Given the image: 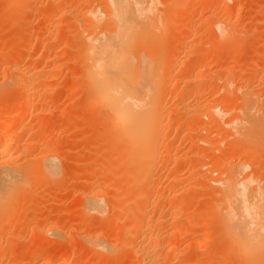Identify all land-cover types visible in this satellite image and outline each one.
<instances>
[{"label": "rangeland", "instance_id": "rangeland-1", "mask_svg": "<svg viewBox=\"0 0 264 264\" xmlns=\"http://www.w3.org/2000/svg\"><path fill=\"white\" fill-rule=\"evenodd\" d=\"M28 1L31 6H28L29 8L24 13L23 19H21L22 17H19L20 13L18 14V11L21 12V10H23L22 4L18 5L20 10L17 8L13 11L9 8V6H12V3H9L12 2V0H0V79L2 78L0 83L3 84L4 76V78L8 76L7 79H9L10 76H13V74L10 73L12 72V68H15L16 65V69L18 67V69L22 68V70L25 71L33 70L36 73L38 72V74L39 71H43V73L41 72L42 74H44L45 71V74L48 76L51 74L49 77H52V80L50 81H53V87L49 88L50 90L44 91L47 98L45 97V94H43L44 89L40 87L43 89L41 90L39 88L41 94L44 96L43 98L41 97L42 101H38V99L36 100L38 102L35 101V104L39 102H42L41 104L43 105L45 104V108L39 114L40 116L38 115L40 120L37 118V122H43L44 124L48 122L43 125L45 127L47 126L45 128V133L47 132L46 134L49 135V141L52 139L58 149H60L59 151L62 153L61 161L63 162L65 160L63 162L64 166H62V172L66 168V173H64V176H61V174H63L61 173L60 176H58L59 179L55 182L58 183H54V185L50 184V182L46 183V181L38 182V187L35 185V188L33 186L28 188L29 190L31 189L32 192L31 190L28 191L24 195L19 196L13 202V207H15V209L17 205L19 206L20 204H23V208L18 212L15 211L13 214V221L16 222L17 227L14 229L11 228L8 233H6V238L12 237L14 234V239H11L8 242L6 239H2V242L0 241V252L2 251V253H0V264H42L41 259H38L39 261L35 260L37 258L36 253L39 251L43 256L50 255V260L52 262L49 261L51 263L48 262V264H55L56 260L59 259L62 254H65L68 258L69 264H82V262H85L86 258L83 257L84 255L81 253H83V250L86 252L88 245L86 242H83L84 240H82V238L89 237L90 234H101L104 239L114 245L111 255L112 258L110 257L102 260L103 262L101 264H145L146 262L144 260L138 257L139 260L135 257L133 258V256H135L133 252L138 248V244L133 243L130 236H127L126 233L129 229L131 212L121 209L126 208L130 203L131 199H128L130 193L127 191L129 186H125L126 182L124 184L121 180H119V182L118 180H114L113 175L110 174L108 157L111 155V147L108 144L107 146L102 145L103 143H99V139L96 138V128H94L97 127L94 115L95 112L94 109L92 110V107L91 109L90 107H87L88 104L84 100L87 87H84L86 86L85 84L81 86L82 80L80 78L81 74H79L82 70L81 63H79V60L73 55L74 49L71 44H74L75 46V43H77L76 40L79 37L78 34H76L77 31L75 32V30H77V22L75 19L78 17L80 18L81 13L84 12L83 10L88 8L86 6L87 4L85 5V3L83 4L81 1L84 5L82 6L79 0L80 3L77 2V0H65V2L63 0V3H61L62 1L60 0V3L65 7H62V9V5H60V9L67 11V15L62 16L63 11H59V14H57L58 16L55 15L52 17L53 21L51 18V23L49 22L50 24L47 23L46 25L44 23V18L47 20L46 12H48V8H50L48 0ZM75 1L79 4L75 3ZM91 1L93 2V0L89 1L90 5H95L97 2L99 3L98 0H96V3L93 2L94 4H92ZM206 2H208V4H205V0H156V4L158 5L156 7V12L159 16L157 18L158 22H160V19L161 21H164L162 24L160 22V24L163 25V27L160 26L163 28L160 32L163 34L164 29H166L165 36H168L165 37V40L167 39V41H165V47L167 48L168 46L169 49H167L170 50V53L174 54V57L175 53L172 51H177V54L179 55H176V62L182 64V61L185 59L187 60L186 62L192 59L194 62L197 60L199 62L200 58L202 60L204 58V60L207 61H205L206 66L204 67L206 69L204 72L205 78L199 82L189 83L192 84L191 86L187 83L189 88L191 87L193 91L194 89L195 91L198 90L196 96L193 94V96H191L190 94L186 100L189 102V105L191 104L190 109L193 110L194 108V113H197L199 112L198 109L203 106V104L209 103L212 106H217V109L213 114H206L208 116L201 117V119L195 118L194 113L186 114V116L178 110L181 98V87L184 86L185 83H182L181 81L179 86L175 89L172 85V81L169 84L170 86L168 85V89L173 93V97L168 96L169 98H167L163 104L166 112H169L168 116H170L169 120L171 122L168 127L163 128L164 132L167 134L166 138L164 137V141L174 147H172L174 151L171 148L172 154L180 152L181 154H178L182 157L178 156L180 159H178L176 163L174 160L170 161V163L168 162V164L166 163L167 166L164 165V161H160L158 165L159 167H157L158 170L155 172V175H157L156 179H158L159 176L160 183L158 180H155L156 183L153 182L151 185L152 199L149 202H151L150 205H152V207L149 205L148 209H150L149 211H158L155 215L162 213L163 211L160 209V211L154 209L153 206L155 203H160L161 201V204H164L165 202L164 206L167 208L170 198L167 197V194H163L174 189V192L178 197L176 199L178 200L173 199V201H171L174 202L177 209L181 208L183 211L185 210L182 215V219L184 218L183 220H186V218L188 220L193 219L190 220V222L192 221L190 223L191 225H195L204 220L208 223L214 224L215 229L211 232V239H208L207 241V232H202L204 235H202L201 242H199V240H193L196 237L189 235L190 238L184 241L186 244L182 243L179 245L177 253L173 252L171 254L168 252L169 244H167L168 246L165 245V248L162 246L161 253H166H163V259L160 264H180L184 255L186 257L190 255L188 257V259L190 258L189 261L196 260L204 262L203 264H212L213 261L210 260H212L213 257H217L214 259V262L216 261L215 264H234V261L236 260L235 252L238 251V247L231 241L230 236L221 227L219 216V212L223 208L220 201V198L222 197L220 192L222 191L223 183L228 178L226 172L231 174L233 171L238 172V169L240 168L242 171L239 170L237 173L239 177L237 176L238 178L236 181L244 176L246 179L244 178L239 182L237 181L238 183L246 182L247 185H254V188H257L260 185L264 187V0H234V4L232 2L223 4V2L220 3V0H206ZM163 3L165 5H163ZM205 5L207 6L205 7ZM162 6H164L166 10ZM220 7L223 8L220 9ZM225 7L226 9H229L228 14L226 12L227 15L225 16V12H223L220 20H222L223 23L226 22L225 24L229 23L227 26L231 27L230 30L232 32L226 38H217L214 34L215 27L213 21L208 19L212 12L215 10L223 11ZM66 8H68L69 11ZM236 9H238V11ZM164 11L167 12L165 13ZM173 12H175V17ZM237 13H239V15H236ZM75 15L77 18H74ZM166 16L167 18H165ZM22 22L24 23L22 24ZM178 25L183 27L180 28ZM20 26H24V29ZM185 26L186 28H184ZM174 28L177 29H175L176 32L179 30L180 33H175ZM181 33L187 37L180 36ZM30 36H32V38H30ZM26 37L28 41L23 40ZM181 39L182 41L189 39L195 48L189 46L190 48L188 49L190 52L187 53L188 55H186V52L180 50V46L175 45L177 40L176 43L181 45L179 44ZM20 42H23V45L25 43L28 45V48L26 45V50L23 49L24 52L19 51L22 49L18 47ZM213 42L216 44L219 42V45L221 43L223 47L220 46L217 51L214 49V51L205 54V47ZM175 47H178L180 52L176 50ZM19 53L21 54L19 55ZM18 56H20V58ZM256 56L260 59L256 58ZM76 60L78 62H76ZM54 61L57 62V64H55ZM5 66H9V68L7 67L8 70L5 69ZM196 71H199V68H197ZM182 73L184 72L182 71ZM182 73H175V71H173L171 74L177 75ZM226 78H229L230 87L224 90L222 86L224 85L223 82H225ZM5 89L7 88L5 87ZM8 89L6 91L0 88V124H4V122L5 124L10 123L15 117V112L19 109L17 104L18 101L14 103L15 100L19 99V93L15 88L14 90L11 89V92L10 90L8 91ZM245 90H253L252 92L254 94L256 93L254 97L255 99H253V103H251V116L250 113L247 114L249 116H245L253 117L257 125L253 129L252 134L243 138L244 136H238L235 129L233 130L231 128H233L234 125L232 124L233 120L236 121L238 118H243L241 117L243 114L240 110L241 108L243 110L244 106H246V103L244 102L245 99H242L241 97ZM44 98L46 100H44ZM40 103L37 105H40ZM91 113L93 114L92 116ZM90 116L94 122L89 121L91 120ZM213 119L216 121L215 123H212L214 122ZM26 122H30V119L26 120ZM37 122L35 119L29 127L30 131L26 130V132L23 133L25 140H27V137L30 139V137L40 136L39 132L41 131L40 128H38L40 126L36 125ZM90 123H92V125L94 124L91 130V127L88 126ZM177 123H179L182 128L178 129L179 132L178 130L177 132L174 131L176 127H180L176 126ZM209 123L210 125H208ZM229 124H232V127H229ZM205 126L208 129H205ZM199 138L202 140L206 139L205 145L201 143ZM215 145H217L216 148L213 147ZM177 149L179 151H175ZM197 154L199 156H202L203 154L202 157L204 159L201 158L202 161L199 160V158V161L193 159ZM106 161L108 163H106ZM215 161H217L216 167L212 165L213 163L215 164ZM243 162H245L247 166L244 165L245 163ZM243 166L246 167L242 169ZM200 169L202 174H206L205 178L202 180L198 177L201 175ZM190 170L193 172V176L190 173ZM248 174H250L249 176L251 179ZM173 178H177V181H172ZM255 183H259V185L257 184L258 186H256ZM113 184L120 186L115 188ZM87 186H90L92 189L95 187L93 189L95 191L104 192L103 194L107 195L106 197L108 199H112L111 203L113 202V205H119L118 209L116 208L117 210H114L113 213L111 212L110 215H106L105 213L103 217H96L93 214L90 215V213L88 216V213L84 214L82 210L83 196H81V194L85 187L88 189ZM110 186L114 188H110ZM121 186L125 187L122 188ZM104 188H106V190H104ZM109 188L111 191H109ZM157 191L159 195L157 194ZM124 192L129 195L124 194ZM153 196L155 197L154 199ZM116 200H118V202H116ZM210 207H213L214 210H216V213L209 219L207 218V220L203 215ZM151 224H153V226ZM151 224L148 226L145 225L146 228L143 227V231H147V234H151L158 229L154 223ZM57 226L61 227L62 231L65 232L66 239H58L55 235H50L47 232L50 227L51 229L54 227V229H56ZM166 227H168L169 230L167 228L165 230L170 232L174 230L173 228L175 226L169 224L166 225ZM113 234L115 235L114 238ZM193 241H198L197 243L200 244H198L199 247L195 250V253L189 248ZM74 247L78 248H76V250H78L76 251L77 253L73 251V249H75ZM211 249L214 251L212 252ZM215 253H217V255ZM209 254L213 257H211L206 263V258H209ZM165 255H168V257ZM195 255L196 257H194ZM231 257L233 258V261ZM183 261L185 260L183 259ZM237 261L238 260H236V263ZM151 263L152 262L148 264Z\"/></svg>", "mask_w": 264, "mask_h": 264}, {"label": "bare ground", "instance_id": "bare-ground-1", "mask_svg": "<svg viewBox=\"0 0 264 264\" xmlns=\"http://www.w3.org/2000/svg\"><path fill=\"white\" fill-rule=\"evenodd\" d=\"M61 1L48 0L50 4V8H48L49 10L48 12H46L47 20L44 18L45 22L43 21L46 25L49 22L51 23L50 21L51 18L59 14V11L61 12L63 11L60 9V5H62L61 3H63V0ZM79 1L80 2L82 1L83 4L85 3V5L87 4L86 6L88 8L83 10L84 12L81 13V16L79 14L80 18L76 17L77 14L74 16V18H77L75 19V21L77 22V23L75 22L77 24V30H75V32L77 31L76 34H78L79 37L76 40L77 43H75L76 47L74 46V44L71 45L74 49L73 55H75V58L79 60V63H81L82 70L80 71L81 73H79L81 74L80 78L82 80L81 86L85 84L86 86L84 87H87L86 88L87 92L84 100L88 104L87 107H90V109L92 107V110L94 109L95 112L94 115H95V120L97 122L96 123L97 127H94L96 128V131L94 130V128L93 130L96 132V138L99 139L100 141L99 143L101 144L103 143L102 145L104 146H107L108 144L111 147V155L108 157L110 174L113 175L114 180L116 181L118 180V182L119 180H121L122 182H124V184L126 182L125 184L126 187L127 185L129 186L127 188V191L130 193V196H128L129 198L128 197L127 198L129 200L131 199L130 203L128 201L129 205L128 206L125 205L126 208H121V209H124V211L131 212L129 229L126 231V233L127 236H130L133 243L138 244V248L136 247L137 249H135V251L133 252L135 255L133 256V258L134 257L136 259L140 258L146 262L145 264H148L150 262H152L151 264L153 263L160 264L163 259L162 258L163 255L166 253V252H163L164 254L161 253L162 246L165 248V245L169 244L168 252L171 254L173 252L177 253L179 245L185 243L184 241L190 238L189 235L196 237L193 240H199V242H201L200 240H202L201 239L203 237L202 235H204L202 232L204 233L207 232V236H206V241H207L208 239H211L212 237L211 232L215 229L214 224L208 223L207 221L204 220L202 222L196 223L195 225L192 224L193 226L190 224L192 222V221L190 222V220L193 219L188 220L186 218V220H183L184 218L182 219V215L185 210L183 211V209L181 208L177 209L174 205V202H172L173 199L178 200L176 199L178 197L177 194H175L174 189L169 190L168 193L163 192L164 193L163 195L167 194V197L170 198V202L168 203L167 208L164 206L165 202L164 204L163 203L161 204V201L160 203L157 202L159 204L155 203V205L153 206L154 209H158V210L160 209L161 211H163L162 213H158V215H155V213H157L158 211L157 212L152 210L149 211L150 209H148L151 203L149 201H151L152 199L151 185L153 184V182L156 183L155 180H158V182L160 181L159 176L158 179H156L157 175H155L156 170H158L157 167H159L158 165L160 161H164L165 162L164 165L167 166L166 163L168 164V162L170 163V161L172 160H174L176 163L177 160L180 159L178 158V156L182 157L178 154L180 152H176L177 155L172 154L171 148L173 146H171V144H167L164 141L167 134L164 132L163 128L168 127L171 122L169 120L170 116H168L169 112H166L163 104L167 98H169L170 96L173 97L172 95L173 93L169 91L168 85L172 81V85L175 89L177 88V86H179L181 81L182 83H185V85L181 87V91H180L181 98H180V103L178 105V110L184 113V115L191 113L193 114L195 110L194 108L193 110L190 109L191 104L189 105V102L186 100L188 99V96L190 94L191 96L193 95L196 96L198 90L195 91L194 89L193 91L191 87L189 88V86L192 85L189 83L199 82L205 78L204 72L206 69L204 67L206 66L207 61L204 60V58L202 60L200 56L199 62L198 60L194 62L193 59L188 62H186L187 60L185 59L182 61L183 62L182 64L180 62L179 63L176 62L175 59L176 55H179L177 54V51L175 52V50L173 49L174 51L172 52L175 53V57H174V54L170 53V50H168L169 49L168 46H167L168 49L165 47V41H167V39L165 40V37L168 36V35L165 36L166 29H164L163 34L162 32H160V30L162 31L163 29L161 28L163 27V25L161 24L164 21H161L160 19L161 24L160 22H158L157 18L159 16L157 15L156 12V7L158 6L156 4V0H98L99 3L98 2L96 3V0H93V2L96 3L95 5H90L89 2L90 0H79ZM79 1L77 0V2ZM77 2L75 1V3ZM82 2L81 5L84 6ZM93 2L92 4H94ZM221 2H223V4L224 3L227 4V2H232L233 4L235 3L234 0H220V3ZM9 3H12V6H9V8H11V10L13 11H15L18 8L19 4L20 5L22 4L23 10H21V12L17 10L18 14L20 13V16L19 15L17 16L22 17L21 19H23L24 13L29 8L28 6H31L28 0H12V2ZM206 3L208 4V2H206L205 0V4ZM163 5L165 4L163 3ZM206 6L207 5H205V7ZM62 7L63 5L61 6V8ZM221 8L223 7H220V9ZM66 9L68 10V8ZM224 10L223 11L215 10L216 12L215 11L212 12L211 16L207 15L209 16V19L206 18L208 20L213 21L215 27L214 34L215 36H217V38H222V37L226 38L232 32L230 30L231 27L227 26L229 23L225 24L226 22L223 23L222 20H220V17L223 15L222 14L223 12H225L224 13L225 16L228 14L229 9H226L225 7ZM236 10L238 11V9ZM66 13L68 12L63 11L62 16L67 15ZM174 13L175 12H173V15L175 17ZM236 15H239V13H237ZM165 18H167V16ZM23 23L24 22H22V24ZM186 26L184 28H186ZM20 27L24 29V26H20ZM179 27L182 28L183 26L182 27L179 26ZM175 29L176 28H174V32L175 33L178 32L179 34L180 33L179 30L176 32ZM183 33H181L180 36H185L182 35ZM30 38H32V36H30ZM23 40L24 41L27 40V37ZM23 42H20L18 44V47L20 49L22 48L19 51L24 52L23 49L26 48L27 44L25 43L23 45ZM176 42L175 45L180 46L179 47L180 50L186 52V55H188L187 53L190 52L188 48L190 47L194 48L189 39L186 41H182L181 39V41L179 42V44L181 45H178ZM215 42L209 44L208 46L206 45L207 47H205L206 48L204 52L205 54L214 51V49H216L217 51L218 47L220 48V46L223 47L221 43L219 45V42H217L218 44L217 45ZM179 48L175 47V49L178 51ZM20 54L21 53H19V55ZM18 57L20 58V56ZM256 58L259 57L256 56ZM76 62L78 61L76 60ZM55 64H57V62H55ZM16 66L15 68H12V72L10 73L13 74V76H10V78L7 79L8 76L4 78L5 76L3 75L4 76L3 84L0 83V88H2V90L4 89L7 91V89L10 88L8 89V91L10 90L11 92V89L14 90L15 88V90L19 93L18 97L20 95L19 99L17 98L18 100H15L14 102L16 103L18 101L17 104L19 106V109L18 110L16 109L17 111L14 114L15 117L12 119L13 121L11 120V122L7 124H5V122L4 124L2 123L0 124V241L2 239H6L7 242L10 241L11 239L12 240L14 239L13 238L14 234L12 235V237L6 238V233H8V231L11 228L14 229L15 227H17L16 222L13 221L14 218L13 214L15 211L18 212L23 208V204H20L19 206L17 205L15 209V207H13L14 206L13 202L19 196L24 195L25 193L31 190V189L29 190L28 188L32 186L35 188V185L37 186L38 182L46 181V183L50 182V184L54 185L56 180L59 179L58 176H60L61 173H63L61 174V176L62 175L64 176V173H66V168L64 169L65 172L64 170L62 172V168H63L62 166H64L63 162L65 160L63 162L61 161L62 153H60L59 151L60 149H58L57 145L53 142L51 138H50L51 140L49 141V135L46 134L47 132L45 133V128L47 126L45 127L43 125L47 124L48 122L45 124L43 122H42L43 124L41 122H37L38 115L45 108L44 107L45 104L43 105L41 104L42 102L41 103L39 102L40 105H37L39 103L35 104V101L37 99L38 101H42L41 99L44 96L43 94H45L44 91L50 90L49 88L53 87L52 86L53 81L52 82L50 81L52 80V77H49L51 74L48 76L47 74H45L46 73L45 71L44 74H42L43 71H41L42 73L39 71V74L38 72L36 73L33 70L25 71L22 70L21 67H20L21 69H18V67L16 69ZM7 67L9 68V66ZM7 67L5 66V69L8 70ZM197 68H199V71H196ZM173 71H175V73L176 72L182 73L183 71L184 73L172 75L171 73ZM187 83L189 84V86ZM223 83L224 85L222 87L224 90L230 87L229 78H226L225 82ZM5 87L7 89H5ZM40 87L43 88L44 90L41 89ZM39 88L43 90L44 92L43 94H41V90ZM246 90L245 92L243 91L244 93L242 92L243 93L242 96L240 94L242 99L243 98L245 99L244 102L246 103L245 104L246 106H244L243 110L242 108H241L242 111L240 110V112H242L243 114V116L241 117L243 118H238L236 121L233 120L232 124L234 125L233 128H231L233 130L235 129V132L238 136L241 137L244 136L243 138H246V136L252 134L253 129L257 125L253 117H247L249 116L247 114H249L251 111L250 108L252 109L251 103H253V99H255L254 97L256 93L254 94L252 92L253 90L252 91H246ZM44 100L46 99L44 98ZM216 109L217 106L215 105L212 106L209 103L203 104V106H201L198 109L199 112L194 113L195 118L201 119V117L208 116L211 113L213 114V112H215ZM92 115L93 114L91 113V116ZM28 119H30V122H26V120ZM35 119L37 122L36 125L40 126L38 127L40 128L41 131L39 132L40 136L32 137V138L30 137V139H28L27 137V140H25L23 133H25L26 130L30 131L29 127L31 123L35 121ZM38 119L40 120V118ZM89 121L90 122L93 121L92 117L91 120ZM215 122L216 121L214 120V122L212 123ZM232 124H229L228 126L232 127ZM90 125L88 126L91 127L90 128L91 130L94 124L92 125V123H90ZM208 125H210V123ZM176 126H180L178 128L176 127V129L174 128L175 129L174 131L177 132V130L181 128V125L177 123ZM206 128L207 127L205 126V129ZM200 140L201 143L205 145L206 139L205 140L200 139ZM216 146L217 145L213 147L216 148ZM178 149L175 151H179ZM202 156H199L197 154V156L193 157V159H197V160L198 158L199 160H201V158L204 159ZM216 162L217 161H215V164L214 163L212 164L215 167L217 166ZM106 163L108 162L106 161ZM244 165H246V163ZM246 166H243L242 169L245 168ZM239 170L241 169L239 168L238 172ZM233 172H231V174L229 172H226L228 178L223 183L224 185L222 187V191L220 192V194H222L220 201L223 205V208L219 212L221 227L230 236L231 241L238 247V251L235 252L236 253L235 258L238 261L236 263V260L234 259L235 260L234 264H264V187L260 185L259 187L254 188L253 187L254 185L253 186H251L250 184L247 185L246 182L244 183L243 181H242L243 183H238L240 180L244 179L245 176L241 179H238L237 182L236 179L239 177V175L237 174L238 172L236 171ZM190 173L192 174L193 172L191 171ZM200 174H199L200 176H198L200 177V180L205 178L206 174L204 173L202 174V171L200 172ZM249 175L250 174H248V176ZM176 179L177 178H173L172 181L176 182L177 181ZM257 184L259 185V183H255L256 186H258ZM119 186L120 185L118 186L114 185L115 188ZM89 187L90 186H87L88 189H86V187L84 189L83 187L84 190H82V194H81V196H83L82 210L84 214L88 213L87 214L88 216L90 213V215L93 214L96 217L97 216L103 217L105 213L106 215L107 214L110 215L111 212L113 213L114 210L118 209L119 205L118 204L113 205V202L111 203L112 199L111 200L108 199L106 197L107 195L103 194L104 192L102 193L100 191H95L93 190L95 187L93 189L91 187L89 189ZM114 187L110 186V188H114ZM104 190H106V188H104ZM109 191H111V189ZM127 193L124 192V194L129 195ZM154 198L155 197L153 196V199ZM116 202H118V200H116ZM150 206L152 207V205ZM215 213L216 210H214L213 207H210L207 209V211L204 213L203 216L206 219L207 218L209 219ZM151 223H154L158 229L155 232L153 231V233L151 234L149 233L147 234L146 233L147 231L146 232L145 230L143 231L144 229L143 227H145V225L148 226ZM169 224L175 226L173 228L174 229L173 231L168 232L167 230H165L166 228L168 229L166 225ZM151 225L153 226V224ZM54 228L52 229L51 227L50 229L47 228L48 229L47 232L50 235L51 234L53 236L55 235L58 239L59 238L66 239V234L64 231H62L61 227L57 226L56 229ZM114 237L115 235L113 234V238ZM82 240H84L83 242H86V244H88L86 252H84L83 250L82 251L83 253H81L82 255H84L83 257L86 258L85 262H82V264H101L103 262L102 260L111 257L114 245L113 243H110L106 239H104V237L101 234H96V235L90 234L89 237H85L84 239L82 238ZM197 242L198 241L196 242L193 241L191 243V246L189 247L190 250L194 253L196 252L195 250H197V248L200 245ZM142 245L143 246L147 245V246L143 247ZM74 248H75L73 249L74 252L78 251L76 250L77 247ZM211 250L212 252L214 251L213 249ZM0 253H2V251ZM215 254L217 255V253ZM168 255L165 256L168 257ZM189 256L186 257L184 255V257H182L181 259L182 262H180V264L204 263L196 260L195 262L193 258L192 260L194 262L189 261L190 259V258L188 259ZM36 257L35 260L41 259L42 264H48V262L51 261L50 255L43 256V254L40 253V251L36 253ZM194 257H196V255ZM208 257H209L208 259L206 258V263L213 256L210 255ZM216 258L213 257V259L210 260L213 261L212 264H215L216 261L214 262V259ZM183 259L185 261H183ZM68 261L69 260L65 256V254L64 255L62 254L59 257V259L56 260L55 264H69Z\"/></svg>", "mask_w": 264, "mask_h": 264}]
</instances>
